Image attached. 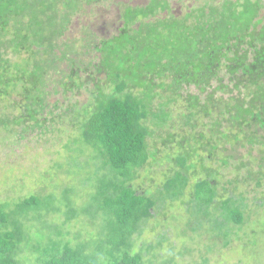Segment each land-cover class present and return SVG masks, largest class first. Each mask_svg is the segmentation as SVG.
Listing matches in <instances>:
<instances>
[{
	"label": "trees",
	"instance_id": "16d2710c",
	"mask_svg": "<svg viewBox=\"0 0 264 264\" xmlns=\"http://www.w3.org/2000/svg\"><path fill=\"white\" fill-rule=\"evenodd\" d=\"M71 1L0 0V131H57L65 174L0 201V264H178L166 234L139 241L156 209L178 201L183 227L208 224L227 248L248 195L264 205V0L163 18L167 0L126 7L119 32L61 81L65 93L92 82L91 101L55 115L49 78L74 53L58 54L57 41L96 0ZM239 149L250 163L231 169ZM159 162L163 179L141 190L140 170Z\"/></svg>",
	"mask_w": 264,
	"mask_h": 264
},
{
	"label": "rangeland",
	"instance_id": "374dc122",
	"mask_svg": "<svg viewBox=\"0 0 264 264\" xmlns=\"http://www.w3.org/2000/svg\"><path fill=\"white\" fill-rule=\"evenodd\" d=\"M167 1L169 12L166 10L157 17L163 18L169 15L168 13L181 17L211 0ZM71 2L75 4L77 0ZM148 3L149 0H96L84 3L78 12L72 14L67 30L57 41L59 47L57 53L70 50L74 53L70 55L71 60H65L60 64L59 70L52 73L48 82V90L51 92L50 103L53 107L57 106L55 115L68 112L70 106L82 109L91 101V91L94 89L92 82L82 89L68 93L63 91L61 81L69 73L71 65L80 64L83 67L95 57L93 45L119 32L123 25L122 12L126 7ZM55 121L56 127L64 124L59 118H55ZM31 135L21 140L15 133L0 131V201H12L28 193L49 191L51 181L65 177L64 173L58 175L56 167L58 162L63 161V138L59 139L61 136L57 131L48 132L43 136H39L35 131ZM150 142H153L152 139ZM247 152L246 149L229 152L234 155V159L229 161L231 169L241 160L250 163L251 158ZM157 155V158L161 159L163 154ZM252 155L257 156V151H253ZM166 167L165 162H159L143 168L139 172L140 178L136 180V185H140L141 190L152 189L163 179ZM230 172L226 170V174L229 173L231 176ZM242 172L244 173L245 169L240 170V174ZM251 188L249 186L247 189ZM221 193L225 192L221 189ZM253 195L254 193L248 195L245 223L241 229L236 227L232 229L233 240L227 248L215 238L208 224L203 225V232H194L190 226L183 227L181 215H186V211L182 209L179 201L172 207L156 209L155 216L147 221L139 241L153 240L160 235L159 233L166 234L168 243L173 245L175 253H183L177 256L178 264H204V261L205 264H264V205L259 206L260 202H255V199H252ZM186 199L184 197V200Z\"/></svg>",
	"mask_w": 264,
	"mask_h": 264
}]
</instances>
